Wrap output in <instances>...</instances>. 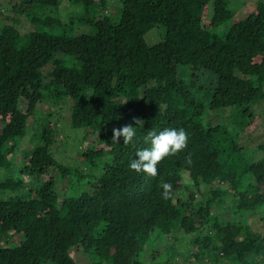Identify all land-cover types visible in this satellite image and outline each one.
<instances>
[{
  "label": "trees",
  "instance_id": "trees-1",
  "mask_svg": "<svg viewBox=\"0 0 264 264\" xmlns=\"http://www.w3.org/2000/svg\"><path fill=\"white\" fill-rule=\"evenodd\" d=\"M65 1L82 12L61 33L48 31L61 21L44 15ZM113 1L118 22L105 14L109 0H19L15 17H4L0 264H79L73 251L89 264H264V225L257 231L221 214L225 200L237 217L264 205V137L251 134L264 130L256 108L264 102V0L241 20L229 0ZM22 18L32 24L25 33ZM161 27L149 45L146 35ZM201 72L213 87L197 82ZM45 95L54 107L47 115ZM65 100L71 127L85 143L94 139L76 156L83 168L52 152L64 136L57 109ZM219 110L234 111L228 125L213 124ZM129 124L133 141L114 140L112 129ZM168 128L185 129L187 146L155 175L132 170L137 150L151 147L148 132ZM24 139L42 144L19 157Z\"/></svg>",
  "mask_w": 264,
  "mask_h": 264
},
{
  "label": "rangeland",
  "instance_id": "rangeland-1",
  "mask_svg": "<svg viewBox=\"0 0 264 264\" xmlns=\"http://www.w3.org/2000/svg\"><path fill=\"white\" fill-rule=\"evenodd\" d=\"M19 0H0V27L3 25L4 22V17L8 16L10 13L12 16L10 17H15V15L12 14L11 10L12 8L18 3ZM261 0H229V4L231 9L235 11V18L236 19H243L245 18L250 11H253L257 3L260 2ZM120 3L115 2L113 0H109L108 6H107V11H105V14L108 15L110 20L112 22H118L120 18ZM35 12L32 13L33 15H39L38 13L41 12L40 9H35ZM46 14L44 15L45 17L47 16H54L57 17L61 21V24L57 25H50L47 27L48 31L55 32V33H61L64 30L63 26V21L69 22L72 17H77L80 15L79 11L82 12L80 9L79 5L76 4L74 1H65L62 6L58 9L55 10L53 8H49L47 10ZM212 8L209 9V14H212ZM104 12L99 14L97 17L103 15ZM27 19L22 18V23L18 24V29L21 30V32L25 33L26 31H29L32 29V24L31 21H26ZM233 20L225 23L223 25V28H220L219 31H224L226 30L233 22ZM81 31H89L90 28L80 25L79 28ZM165 28H156L150 31L146 35V41L149 45L157 43L162 35L164 34ZM187 71V70H184ZM183 71V72H184ZM187 79V78H186ZM197 82L200 83L201 85H204L208 88L213 87L215 85V78L213 76L207 75L204 72L200 73V77L196 78ZM45 101L41 103L40 105V111L44 114L47 115L48 113L52 112L54 110L53 104L51 103V100L47 95L44 96ZM258 111H264V102H261L257 107ZM58 112L62 114V131H64V136L61 134V142L58 143V145L52 150L53 155L55 158L62 164L66 166H71L72 168H83L84 162L82 159L79 157H76L81 154V150L88 149L91 147L92 142L94 139L90 137V140L88 142L83 141L84 137V132L82 129H77L71 127V105L68 100H65L61 106L57 109ZM234 114V111L231 110H219L218 112H213L211 120L213 124H218V123H223L228 125L231 122L232 115ZM31 124H32V119H31ZM31 125L29 124V127ZM252 135H262L264 137V130L262 127H258L255 131L251 132ZM42 143L39 141H32L30 139H24L22 141V146L21 149L22 151L19 153V157H22V153L25 151L30 150L33 146L41 145ZM247 154H249L252 151H246ZM256 152V151H254ZM254 158L259 157L258 152L253 153ZM87 166V164L85 163ZM5 172L3 169H0V180L5 177ZM67 179H65L63 182H61L58 185V190L60 191L61 194L64 193V191L67 188ZM232 201L231 200H225V207L226 209L222 210V216L231 221V222H236L239 220H243L242 222L245 223V225L248 223H251L252 227L254 230L260 231L261 229L263 230L264 222H261L260 219L262 215H264V205L262 206V209L259 210L261 212L260 214L251 215L247 214L245 212L240 213V217H237L235 214L232 213L230 208H232ZM229 209V210H228ZM20 240L21 238L18 237ZM18 239L16 241H18ZM164 249V248H162ZM74 257L76 258V261L79 264H89L88 260L81 254L78 253V251H73ZM164 256L162 257V259ZM179 261V260H178ZM181 261V260H180ZM147 263V258L146 262ZM224 264V262H223ZM226 264V263H225Z\"/></svg>",
  "mask_w": 264,
  "mask_h": 264
},
{
  "label": "clouds",
  "instance_id": "clouds-1",
  "mask_svg": "<svg viewBox=\"0 0 264 264\" xmlns=\"http://www.w3.org/2000/svg\"><path fill=\"white\" fill-rule=\"evenodd\" d=\"M143 121L137 120L140 124ZM136 127L131 124L124 125L119 129H112L113 139L119 140L123 138V143L128 144L133 141ZM148 140H150L151 147L142 150H137L136 158L130 162L129 167L137 172H144L146 174L155 175L157 173L158 163L168 155L176 154L187 146V132L183 128H168L160 132L151 130L148 132ZM164 195H168L170 185L164 184Z\"/></svg>",
  "mask_w": 264,
  "mask_h": 264
}]
</instances>
